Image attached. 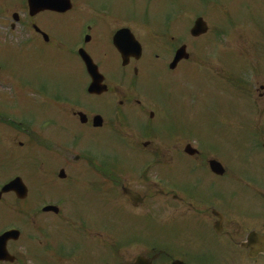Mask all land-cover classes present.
<instances>
[{"label":"flooded vegetation","instance_id":"obj_1","mask_svg":"<svg viewBox=\"0 0 264 264\" xmlns=\"http://www.w3.org/2000/svg\"><path fill=\"white\" fill-rule=\"evenodd\" d=\"M75 9V13L82 15L78 17L80 33L68 46L38 23L50 11L30 16L17 41L0 45V165L10 162L15 169V174L0 180V193L17 177L28 187L25 200L15 192H8L0 194V203L14 205L18 215L28 212L27 222L34 224L35 232L45 233L51 224V221L37 222L42 215L72 224L65 212L62 193L51 200L40 197L33 201L31 188L56 183L65 187L75 178L74 166L80 167L92 173L90 187L96 183L114 190L116 200L134 213L132 231L126 241L116 242L110 227L108 239L100 241V251H111L115 257L107 264L133 263L140 257L150 264H240L241 255L250 251L246 245L250 234H264V212L243 205L247 198L257 201L256 197H261L264 201V164L258 166L255 159L257 153L264 157V71L254 70L257 81L253 87L246 81V74H238V67L234 71L228 66L222 72L224 80L246 99V104L238 105L235 119L231 120L238 123L235 137L238 153L226 161L221 153L226 136L218 129L211 130L223 122L206 124L203 131L209 135L203 136L195 123L188 120V110L195 104L203 102L205 108L207 104L211 106L207 93L173 87L171 107V102L166 105L162 97L150 91V82L161 68L167 69L180 43L189 47L194 38L191 36L188 42L179 39L169 18L152 24V13L148 11L139 17L108 4L96 7L83 4ZM86 13L88 16L84 17ZM50 14L63 17L67 13ZM123 30L135 35L141 49ZM100 39L107 43L104 48L98 44ZM239 41L238 46L245 43ZM216 42L221 46L234 44L225 39ZM50 51L69 53L79 59L88 85L91 78L82 59L84 53L104 77L106 91L91 96L98 99V104L83 110L87 122L82 123L79 117L82 110L75 105L68 110L62 83H52L45 76L33 78L11 72L9 62H5V57L14 54L44 60ZM192 58L182 61L179 67ZM105 61L113 63L111 70L105 68ZM140 80H146V85H140ZM172 81L176 84L178 77ZM158 85L164 92L160 80ZM213 106L216 105L212 104V111L226 119V113ZM179 108L185 110L179 112ZM68 111L81 126L93 131V146L96 145L93 149V146L84 148L79 134L67 139ZM96 116L103 118L101 126H95ZM104 133H109L108 139L115 137L121 153L97 147ZM93 173L99 183L94 182ZM43 176L48 177V185L42 182ZM126 188L137 193L133 200L125 195ZM48 205L58 206L59 211L45 212L43 208ZM15 224L18 223H6L0 234L16 229ZM82 226L85 227L83 223ZM15 243L9 242V251H47L60 264H68L67 257L57 251H81L77 245L55 246L47 236L45 247L16 249ZM261 259L264 261V257Z\"/></svg>","mask_w":264,"mask_h":264},{"label":"rangeland","instance_id":"obj_2","mask_svg":"<svg viewBox=\"0 0 264 264\" xmlns=\"http://www.w3.org/2000/svg\"><path fill=\"white\" fill-rule=\"evenodd\" d=\"M26 0H0V41L14 42L20 37L23 25L28 23V10L25 3ZM76 8L83 4L92 7L108 4L111 7L118 9H126V12L136 14L140 17L145 12L152 13L151 23L165 22L169 18L172 24L174 33L186 36L188 28L193 22L194 14L203 12L205 18L212 24L211 33L202 43L216 40L214 37L215 31L227 32L225 35L228 40L234 44L227 46H216L202 50L200 44H195L193 49L196 52L197 61L193 64H184L178 72V82L176 88L192 89L196 92L207 93L210 97V105L215 104L213 108H217L226 113L224 119L212 111L211 106L205 108L203 102L195 104L188 110V120L196 125V130L201 131V135L208 136L205 129L206 124L218 123L222 121L223 125L219 127H211V130L218 129L222 131L226 142L223 144L222 157L226 161L230 157H234L238 153V144L235 142V137H238V123L231 121L235 119L234 113L238 112V105L246 104V99L243 93L240 95L235 91L233 86H230L222 72H226L229 66L235 71L238 67V74H246V81L253 87L257 81L256 72L258 69L264 71V0H73ZM25 3L24 6H22ZM18 6V7H16ZM149 8V9H148ZM75 9V10H77ZM20 14V22L17 23V32H12L10 25L14 23L13 13ZM156 13V14H155ZM167 14V15H164ZM80 13L70 11L63 17L56 14L45 13L39 18L38 23L44 25L54 37H58L68 46L77 39L76 35L79 31L78 17ZM88 13L84 17H87ZM82 17V15H81ZM239 31V32H238ZM230 32V33H229ZM17 36V37H16ZM240 40V41H239ZM238 41H245L241 46H238ZM7 43V44H8ZM205 43V44H206ZM99 46H106V41L100 39ZM213 45L210 43L209 46ZM208 46V47H209ZM202 50V51H201ZM201 51V52H200ZM2 57V56H1ZM5 62H9L12 68L11 72H22L24 76H32L33 78L45 76L50 82L59 85L63 84L62 90L65 89L67 96V106L75 105L80 110L90 109L98 104V99H94L86 94L85 86L87 84V76L81 61L69 53H55L50 51L44 60L33 58L32 56H14L5 57ZM113 63L105 61V68L111 70ZM256 72H255V71ZM10 72V73H11ZM254 72V73H253ZM61 77L63 79H61ZM174 76L161 68L150 82V91L163 98L164 103L170 104L172 107L171 93L173 91ZM162 82L163 91L159 90L158 81ZM146 80H140L139 84H145ZM158 89H157V88ZM167 93V94H165ZM170 93V94H169ZM201 97V96H200ZM170 107V108H171ZM184 108H179L182 112ZM193 112V117L191 113ZM229 113H233L229 116ZM67 139H71L74 134L81 135L84 140V148L90 149L94 142L92 140L93 131L89 127L81 126L68 111L66 117ZM109 134V133H108ZM108 134L101 135L97 147L110 152H122V148L115 141V137L108 139ZM208 139V138H207ZM212 140V139H211ZM206 141H209L206 140ZM108 146H107V145ZM96 146V145H95ZM93 146L92 149L95 147ZM77 152L80 151L76 148ZM256 164L262 166L264 157L257 153L255 155ZM237 162L238 160H234ZM0 165V180H4L8 174H15L13 164L1 163ZM73 182L67 183L66 186L56 183L51 187L39 186L36 184L31 188V198L37 201L40 197L43 200H51L53 197L62 193L65 198L67 216L71 217L72 224L63 223L60 218L53 219L51 216L42 215L39 223L51 221V224L42 231H34V224L30 221L28 224L24 216L18 215L14 205H6L0 203V228L6 223H19V225L27 233H32L33 243L26 233L23 234V239L15 246L16 249L40 248L41 241L45 236L55 246L63 244L64 247L76 248L79 246L81 251H72V259H66V263L75 264H107L115 259L111 251H100L99 244L103 240L108 239V228L110 233L115 236L116 242L126 241L130 233L132 223L134 222V213L129 210V207L118 202L115 197V191L109 190L107 186H100L95 183V187L91 186L92 173H87L79 167L74 166ZM37 173V171H34ZM93 176H96L93 173ZM25 181H28L27 176H23ZM42 182L48 185V177L43 176ZM94 182H100L97 178ZM28 183V182H27ZM94 184V183H93ZM55 186V187H54ZM98 188V189H96ZM257 201L247 198L243 205L251 210L264 212V201L261 197H256ZM76 223V225H75ZM82 223L85 227L82 226ZM26 226V227H25ZM79 226V228H78ZM101 241V242H100ZM106 248V247H105ZM40 250V249H39ZM99 250V251H97ZM22 256V264H60V261L50 255L47 251H14ZM115 254V251H114ZM27 255V259H26ZM32 256V258H31ZM34 257H37L36 260ZM68 258V257H67ZM240 264H257L248 261L243 254L239 258ZM261 263H264L261 260ZM5 264V263H1Z\"/></svg>","mask_w":264,"mask_h":264},{"label":"water","instance_id":"obj_3","mask_svg":"<svg viewBox=\"0 0 264 264\" xmlns=\"http://www.w3.org/2000/svg\"><path fill=\"white\" fill-rule=\"evenodd\" d=\"M71 7L72 5H71L70 0H62L60 2H56V5L53 8H56L57 10L65 11V10L70 9ZM206 31H207V26L204 20L203 19L198 20L196 22L195 28L193 29V33L195 35H200V34L205 33ZM185 52H186L185 48H182L181 50H179L178 56L174 64H177V62L180 61L184 56L186 57L188 56V54H185ZM87 63L89 65L90 70L93 72L91 65H94V64L92 62L91 63L87 62ZM90 92H98V83L96 82V80H94V83L90 87ZM97 119H96V122H97ZM18 237H19L18 231H13V232H10L0 237V260L15 261V258L12 257L7 251V242L10 238L18 239ZM248 246L251 249L249 253V256L251 258H257L260 254L264 255V235H259L257 233L252 234L249 238ZM134 264H150V263L149 262L145 263L143 260H138Z\"/></svg>","mask_w":264,"mask_h":264}]
</instances>
